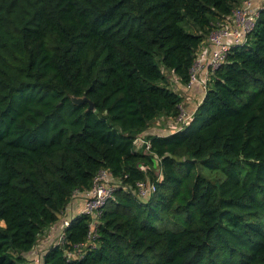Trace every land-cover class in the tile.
I'll return each instance as SVG.
<instances>
[{
    "label": "trees",
    "instance_id": "16d2710c",
    "mask_svg": "<svg viewBox=\"0 0 264 264\" xmlns=\"http://www.w3.org/2000/svg\"><path fill=\"white\" fill-rule=\"evenodd\" d=\"M242 1L0 0V264H33L24 255L104 170L116 187L94 239L76 215L42 264H264V8L191 121L136 149L180 114L169 76L187 85Z\"/></svg>",
    "mask_w": 264,
    "mask_h": 264
},
{
    "label": "built area",
    "instance_id": "2783aa9c",
    "mask_svg": "<svg viewBox=\"0 0 264 264\" xmlns=\"http://www.w3.org/2000/svg\"><path fill=\"white\" fill-rule=\"evenodd\" d=\"M261 8H264V2L261 0H244L240 6L234 9L228 17L222 19V21L217 24L216 28H214L205 38L209 45L208 56L200 53L201 55L197 54L194 60L192 69L190 71L189 82L187 85H185L187 89H191L196 84H199L202 91L205 93L210 76L216 69L227 62V57L230 53V50L233 47H241L247 44L250 35L255 29L259 13L258 11ZM202 73L205 79L201 81L200 75ZM181 111L182 109L180 108V114L175 120L180 122L179 125L183 126L190 120V118L184 117ZM180 129L181 127L174 131L176 132ZM146 136V134H141L136 139V149H140L144 153H147L150 148L149 141L145 139ZM115 187L116 185L114 184V180L110 173L104 170L99 172L94 178L92 188L88 192H76L74 195V197L76 195H81L82 201L81 210L74 216L84 214L92 219V221L89 223L90 231L87 237L89 241L93 240L95 237L94 230L97 225L100 210L108 200L113 198ZM151 193H153V188L149 184H138L137 194L139 197H146L151 195ZM67 209H71V206L69 205L64 213L67 212ZM74 216L67 215L65 222H63V227L59 225L57 229L59 232L57 233L55 240L51 245L57 246L63 243L65 239L64 230L68 227L71 219ZM84 245L85 244L77 246L78 250L73 253H67L66 257L68 259L80 258V251H82ZM45 251H43L42 254H44Z\"/></svg>",
    "mask_w": 264,
    "mask_h": 264
},
{
    "label": "crops",
    "instance_id": "0c3cea01",
    "mask_svg": "<svg viewBox=\"0 0 264 264\" xmlns=\"http://www.w3.org/2000/svg\"><path fill=\"white\" fill-rule=\"evenodd\" d=\"M200 53L204 54L205 56H208V54H209V45H208L206 40L203 41V43L201 44V46L199 47V49L197 51V54H200ZM203 79H205V77L202 73L200 75V80L202 81ZM169 83H170V87L182 97L181 109H184L186 113H188L190 115L192 114V116H193L197 106L202 101V98L204 95V92L202 91L200 85L196 84L191 89H187L185 86H183L181 83H179V81L177 80V78L174 75L169 76ZM160 120H162V118L157 119L155 122L158 123V122H160ZM189 121H191V118ZM155 126L157 128H159L160 130H155V129L149 128L144 134L154 135V136L155 135L167 136V135H169L168 134L169 132L177 130V129H179V127H182V125H179V124L174 126L173 119H168V118H166L165 123H163L162 128H160V126H158V125H155ZM70 206H71V209H69V210L67 209L66 213L70 216H74L75 214H77L81 210V207H82L81 195H76L74 197V199L72 200ZM66 213H65V216H66ZM58 223H56L49 230H47L45 232L43 238L49 237V235L51 234L52 231H56L59 227ZM42 243H43V241H42ZM49 247H50V245H49ZM28 253H26V255Z\"/></svg>",
    "mask_w": 264,
    "mask_h": 264
},
{
    "label": "rangeland",
    "instance_id": "374dc122",
    "mask_svg": "<svg viewBox=\"0 0 264 264\" xmlns=\"http://www.w3.org/2000/svg\"><path fill=\"white\" fill-rule=\"evenodd\" d=\"M261 1H263L264 2V0H261ZM260 6V5H259ZM263 6V5H262ZM187 97V96H186ZM201 103V102H200ZM199 103V104H200ZM197 106V105H196ZM199 106V105H198ZM197 106V107H198ZM197 109V108H196ZM182 114L184 115V117H189V118H192L191 116H192V114L190 115V114H188V113H186L185 112V110L184 109H182ZM161 119V118H160ZM165 120H166V118H164V117H162V120H160V122H158V123H152L151 125H150V128H152V129H155V130H160L159 128H157L155 125H158V126H160V128H162V126H163V123H165ZM180 122H178L177 120H173V124H174V126H176V125H178ZM175 131H171V132H169L168 134H171V133H174ZM211 178H213V179H217L218 178V176L217 175H215V174H210L209 175ZM67 213H66V216L65 215H63V216H61L60 217V221H59V223H58V225H61V227H63V222H65V218L67 217ZM50 232V231H49ZM59 231H52L51 232V234L49 235V237H47V238H43V236H41V237H39V239H38V246H37V248L34 250V251H32V252H29L27 255L25 254L24 256H25V258H27L31 263H33V264H42V260H41V255H42V253H43V251H45L48 247H49V245H51L53 242H54V240H55V237H56V235H57V233H58ZM42 241H43V243H42Z\"/></svg>",
    "mask_w": 264,
    "mask_h": 264
},
{
    "label": "water",
    "instance_id": "95a60500",
    "mask_svg": "<svg viewBox=\"0 0 264 264\" xmlns=\"http://www.w3.org/2000/svg\"><path fill=\"white\" fill-rule=\"evenodd\" d=\"M71 101L74 103V104H83L85 102L88 103V108L87 110H92L93 109V104L88 101L85 97H80V98H72Z\"/></svg>",
    "mask_w": 264,
    "mask_h": 264
}]
</instances>
